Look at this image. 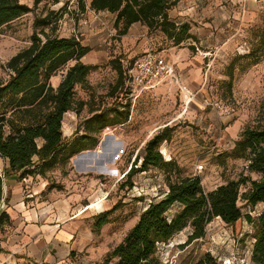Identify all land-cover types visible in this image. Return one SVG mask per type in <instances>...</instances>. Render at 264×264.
Listing matches in <instances>:
<instances>
[{
    "label": "rangeland",
    "instance_id": "1",
    "mask_svg": "<svg viewBox=\"0 0 264 264\" xmlns=\"http://www.w3.org/2000/svg\"><path fill=\"white\" fill-rule=\"evenodd\" d=\"M83 1L85 11L79 7L80 0H42L33 12L4 26L0 30V78H9L8 61L31 44L36 17L62 11V19L52 35L79 37L83 45L91 48L83 62L97 66L89 76V86L75 88L77 109L64 117V138L85 134V121L95 114L91 111L100 113L118 107L117 103L130 102L128 122L99 133L96 148L74 156L66 166L31 176L24 186L26 195H33L28 199L30 204L52 208L51 215H57V220L60 218L63 226L73 231L72 264H118L117 259L107 262V255L124 240L146 207L169 191L167 174L156 168L135 175L132 188L122 186L127 180L125 175L141 164L140 160L136 162L137 155L142 156L146 143L164 128L173 129L172 140L160 147L164 160L173 159L182 177L199 176L206 193L230 181L248 179L241 184V193H245L251 181L261 178L247 170L244 159L225 160L221 156L233 151L246 128L264 126V47L260 43L264 7L249 22L239 43L224 50L189 47L187 59L181 58L187 41L175 47L162 33L153 31L149 36L154 39V49L174 63L179 82L166 81L135 99L113 90L118 80L115 66L134 63L148 50L151 41L119 36L114 15L96 13L88 0ZM21 2L34 7V0ZM45 30L51 33L50 28ZM253 51L259 56L257 63L249 64L253 58H240L232 84L228 85V66ZM205 54L208 57L204 59ZM198 56L204 62H198ZM65 73L66 69L53 78L54 88ZM239 205L245 215L253 217L264 209L260 204L251 211L244 201ZM116 207L119 208L109 215V223L98 229L102 214ZM179 210L176 205L170 214ZM192 230L188 227L169 242L159 244V264H196L207 255L217 264H254L255 228L246 219L234 227L215 218L207 225L205 237L197 240H189Z\"/></svg>",
    "mask_w": 264,
    "mask_h": 264
},
{
    "label": "trees",
    "instance_id": "2",
    "mask_svg": "<svg viewBox=\"0 0 264 264\" xmlns=\"http://www.w3.org/2000/svg\"><path fill=\"white\" fill-rule=\"evenodd\" d=\"M80 1L79 7L85 11L86 5L83 0ZM180 1L92 0L90 9L96 13L114 14V26L119 36L127 35L133 24L141 23L148 27L149 32L160 31L178 46L193 38L189 24L176 25L169 17V10ZM41 2L34 0V7H30L21 0H0V30L33 12ZM62 16V11H49L43 17H36L31 44L8 61L6 69L9 78H0V157L8 160L9 173L17 174L19 180L36 174L44 175L59 165H68L74 156L99 145V133L128 122L130 117L131 104L127 100L117 103L118 107L100 113L93 110L91 113L95 114L85 121V134L64 138V117L77 109L75 88L89 86V76L97 66L83 62L91 48L83 45L79 37L60 38L52 35ZM39 28L42 29L37 32ZM46 28H50L51 33ZM260 43L264 47V31ZM254 53L231 62L228 66V85L232 84L240 58H253L249 64L257 63L259 56ZM72 62L74 64L67 68ZM133 64L115 66L118 80L113 90L123 92L127 98V70ZM64 69L65 76L54 88L52 78ZM172 130L166 127L146 143L144 154L136 157V162L140 160L141 164L125 175L127 180L122 184L123 187L132 188L135 175L156 168L167 174L169 191L146 207L124 240L107 255V262L117 259L118 264H159L157 250L160 243L169 242L188 227L193 229L189 240L204 238L207 225L220 218L234 227L244 219L254 226L252 261L254 264H264V209L253 217L251 214L245 215L243 207L239 205L244 201L251 211H255L260 204L264 205V126L246 128L233 151L221 156L225 160L244 159L249 172L261 175L259 180L251 181V187L245 193H241V184L248 179L230 181L206 193L199 176L182 177L178 164L173 159L165 161L160 152L161 145L172 140ZM9 200L10 193L5 191V181L0 171V230L12 223L6 210ZM176 205L180 210L171 215L170 211ZM118 208L104 212L97 228L109 223V215ZM196 264H217V261L207 255Z\"/></svg>",
    "mask_w": 264,
    "mask_h": 264
},
{
    "label": "crops",
    "instance_id": "3",
    "mask_svg": "<svg viewBox=\"0 0 264 264\" xmlns=\"http://www.w3.org/2000/svg\"><path fill=\"white\" fill-rule=\"evenodd\" d=\"M88 1L91 3L92 0ZM263 7L264 0H181L169 10L170 19L176 25L189 24L193 36L187 40L188 47L181 53V58L189 57V47L224 50L239 43L249 28V22L259 15ZM152 33L145 25L135 23L127 35L153 41L149 36ZM163 38L168 40L166 36ZM152 41L149 45H153ZM172 56L176 57L175 53ZM207 57L205 54L204 59ZM204 59L197 57L198 62ZM0 162L3 167L1 169L0 166L1 174L6 177L5 190L10 193L6 210L12 220L10 226L0 230V264H16L17 260L26 264H72L73 231L63 226L57 215H51L52 208H36L28 202L33 195L27 196L24 186L31 177L27 183L19 180L17 174L9 173L8 160L1 159Z\"/></svg>",
    "mask_w": 264,
    "mask_h": 264
},
{
    "label": "built area",
    "instance_id": "4",
    "mask_svg": "<svg viewBox=\"0 0 264 264\" xmlns=\"http://www.w3.org/2000/svg\"><path fill=\"white\" fill-rule=\"evenodd\" d=\"M127 75L126 89L129 91V95L135 99L146 92L154 90L158 85L166 81L179 82L174 63L162 53L157 52L152 44L127 70ZM187 93L188 96L192 97L190 92ZM190 99L192 100V98ZM1 159L3 158L0 157ZM1 176L6 181L5 175L1 174ZM27 180L28 178L23 179L26 183Z\"/></svg>",
    "mask_w": 264,
    "mask_h": 264
}]
</instances>
